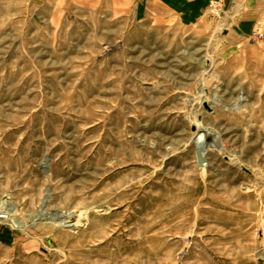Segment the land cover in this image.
I'll return each instance as SVG.
<instances>
[{
    "label": "rangeland",
    "instance_id": "374dc122",
    "mask_svg": "<svg viewBox=\"0 0 264 264\" xmlns=\"http://www.w3.org/2000/svg\"><path fill=\"white\" fill-rule=\"evenodd\" d=\"M212 1L0 0V264H264V0Z\"/></svg>",
    "mask_w": 264,
    "mask_h": 264
},
{
    "label": "bare ground",
    "instance_id": "6f19581e",
    "mask_svg": "<svg viewBox=\"0 0 264 264\" xmlns=\"http://www.w3.org/2000/svg\"><path fill=\"white\" fill-rule=\"evenodd\" d=\"M203 104H206V102H203ZM202 130V128L197 125L196 127V131L200 132ZM201 137H199L196 141V144L198 146V149L200 152H203L204 151V147L205 146H209V148H218L219 145L217 143V139H211L209 137V134H208V137L206 139H202V142L199 143V141H201L200 139ZM208 148V147H207ZM208 148V149H209ZM47 200L44 201L43 205L41 206V210H40V216L41 217H45V218H48L50 219L51 221H53L54 223H56L57 225H60V226H73V225H77L81 222H83V216H81L80 214L82 213H76V214H66V213H63V214H53V213H50L47 211ZM9 205V202L7 201L5 203V209L7 210V206ZM4 209V210H5ZM39 220V219H38ZM42 220V219H41Z\"/></svg>",
    "mask_w": 264,
    "mask_h": 264
},
{
    "label": "built area",
    "instance_id": "2783aa9c",
    "mask_svg": "<svg viewBox=\"0 0 264 264\" xmlns=\"http://www.w3.org/2000/svg\"><path fill=\"white\" fill-rule=\"evenodd\" d=\"M222 1L223 0H214L209 4V8L211 9V13L217 14L221 12L222 8ZM264 38V34L260 29H258L254 34H253V39L255 40H261Z\"/></svg>",
    "mask_w": 264,
    "mask_h": 264
}]
</instances>
